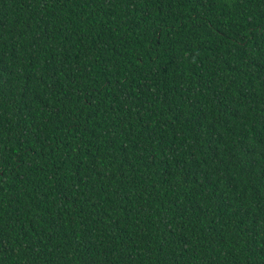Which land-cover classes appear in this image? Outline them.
I'll return each mask as SVG.
<instances>
[{
	"label": "trees",
	"instance_id": "obj_1",
	"mask_svg": "<svg viewBox=\"0 0 264 264\" xmlns=\"http://www.w3.org/2000/svg\"><path fill=\"white\" fill-rule=\"evenodd\" d=\"M0 264H264V0H0Z\"/></svg>",
	"mask_w": 264,
	"mask_h": 264
}]
</instances>
